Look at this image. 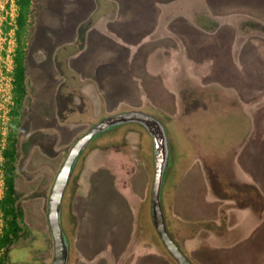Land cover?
Segmentation results:
<instances>
[{
    "label": "rangeland",
    "instance_id": "374dc122",
    "mask_svg": "<svg viewBox=\"0 0 264 264\" xmlns=\"http://www.w3.org/2000/svg\"><path fill=\"white\" fill-rule=\"evenodd\" d=\"M105 4V0L30 1L21 30L27 94L22 105L15 106L17 4L0 0V197L3 150L15 140L18 155L12 172L28 231L9 245L8 252L0 246V264L51 262L47 200L57 172L73 142L90 126L129 110L145 111L165 126L169 156L160 201L174 240L182 244L185 240L175 232L179 225L175 212L188 221L218 226L220 207H252L228 236L211 237L210 229L204 228L196 241L184 243L188 257L197 264H264V0H176L173 10L193 19H171L166 34L152 28L161 20L138 22L151 16L143 6L137 12L128 6L127 15L121 9L116 26L134 22L138 31L137 21L141 29L117 35V29L107 25L104 29L110 35L97 28L86 33L83 48L68 57L67 64L81 79L79 89L92 110L83 103L78 120H63L56 98L66 79L55 65V52L74 42L78 26ZM244 45L247 55L242 54ZM160 60L172 70L183 65L194 83H179L170 69L158 68ZM75 101L81 100L75 96ZM73 167L59 213L69 256L74 257L66 264H123L126 257L120 255L116 263L115 256L124 246L125 252L135 250L136 243L145 250L135 264H177L162 247L152 222L154 148L142 125L125 122L99 132ZM255 211L262 212L260 222ZM5 226L0 210V235ZM129 237L133 240L126 245Z\"/></svg>",
    "mask_w": 264,
    "mask_h": 264
},
{
    "label": "trees",
    "instance_id": "16d2710c",
    "mask_svg": "<svg viewBox=\"0 0 264 264\" xmlns=\"http://www.w3.org/2000/svg\"><path fill=\"white\" fill-rule=\"evenodd\" d=\"M30 1L31 0H16L17 12L15 16V40L17 45L13 54L12 73L13 96L15 106L22 105L23 100L27 94L26 64L23 58L21 30L25 23V18ZM114 10L115 4L113 2H107L103 10L99 11V13L93 12L86 20H84L78 26L77 39L74 42L62 45L55 52V65L58 68L59 72H61V74L64 75L66 79V81L62 82L61 86L59 87L56 98L57 113L58 116L63 120H78L81 113L84 112L83 103L88 106V109L92 110L90 107L91 103H89V101L85 102V95L82 94L79 89V86L82 82L80 81L81 79L73 70L68 67L67 61L68 57L77 53L83 48L84 37L87 33V30L92 27L97 18L107 12L113 13ZM75 96H78L81 101L76 102ZM15 155H18V152L15 147V140H13L12 147H6L3 150V157L5 159L3 163L4 192L0 197V210L6 218V226L2 235H0V246L4 247L5 252H8L9 245L15 242L18 238L26 236L28 232L26 223L24 222V212L21 206L22 195L16 188L14 174L12 172L14 168V164L12 162L15 158ZM73 169L71 170L69 181L71 179ZM178 223L179 225L175 228V232L181 234V237L183 238L192 236L200 228H207L213 230L218 227L215 226V224L212 225L209 222L205 221L185 222L178 220ZM187 228H191L190 232H185ZM176 243L179 245L181 250L188 256L182 244L177 241ZM162 247L165 249L166 252H168L163 243ZM190 260L193 262V264H197L191 258Z\"/></svg>",
    "mask_w": 264,
    "mask_h": 264
},
{
    "label": "water",
    "instance_id": "95a60500",
    "mask_svg": "<svg viewBox=\"0 0 264 264\" xmlns=\"http://www.w3.org/2000/svg\"><path fill=\"white\" fill-rule=\"evenodd\" d=\"M125 122L139 123L146 129L152 138L154 148V175L150 190V208L154 228L169 255L177 264H193L168 232L164 211L160 201L163 170L169 156V145L165 126L156 117L140 110L123 111L101 118L90 126L71 145L55 176L47 200V220L53 239V257L50 264H66L67 262L68 250L62 235L59 213L62 195L77 156L93 136L107 128Z\"/></svg>",
    "mask_w": 264,
    "mask_h": 264
},
{
    "label": "crops",
    "instance_id": "0c3cea01",
    "mask_svg": "<svg viewBox=\"0 0 264 264\" xmlns=\"http://www.w3.org/2000/svg\"><path fill=\"white\" fill-rule=\"evenodd\" d=\"M187 1V0H186ZM189 1V0H188ZM198 1V0H197ZM105 2H113L115 4V10L113 13H110V12H107V13H104L102 14L101 16H99V18H97V20L94 22V24L92 25V27H90L87 32H89V30L91 29H98L99 31H103V32H100L104 35H110V33H108V31H105V26L107 25H110V29L111 30H114L116 31L115 29H117L116 31V34L118 35H130V34H134L135 32H138L140 29L138 26H142V24H137V21L135 22V24L137 25L136 27L138 28V31H136V28L133 27V23L134 22H124L126 24H122L123 26H119L122 28V30H118L119 27H117V23L120 21L119 20V16H120V11L121 9L123 10V12H125V15L129 14V8H127L128 6H133L135 7V10L137 12V8H139V6H143L144 9L151 13V16L147 19V18H140L138 19V22L140 20H149V21H152V20H161V22H159L160 24H158V27L155 26V27H152L154 30H157V32H160V33H163V34H166L168 33L166 30V24L171 21V19H174L175 17H184V19H193V17L191 15H189L188 13H184V12H181V11H174L173 10V3L176 2V0H105ZM202 2V0H201ZM202 5V4H200ZM122 6H125L124 8ZM126 11H125V10ZM132 12H133V9H131ZM202 11V10H201ZM197 12H195L194 14L196 15ZM131 17V16H130ZM197 26H199L200 24H197L195 23ZM157 25V23L155 24ZM202 29L204 30H207V31H214L210 28H207V27H204L202 26ZM170 32V31H169ZM186 33H188L187 31H185ZM106 33V34H105ZM149 31L147 32H143L144 35H148ZM159 33V34H160ZM155 34V31H153V33L151 35ZM234 50V49H233ZM248 50L246 48V46L244 45L243 46V53L244 55H247L246 53H248ZM237 51V48L236 50ZM233 52V56H232V59H233V62L235 63V55H234V51ZM230 58V57H229ZM162 59V58H161ZM151 62V60H150ZM159 67L160 70L164 69L166 70L167 68L170 69V76L171 77H174V79H177L179 83H184L185 86H189L190 83H194V80L191 78V75L187 74V73H184L183 71L185 70V67H183V65L179 66L178 65V70H172L171 68V65L169 63H165V60H160L159 62ZM156 65L154 64V66H152L153 68L155 67ZM148 68H150L149 66H147ZM213 67V66H212ZM189 69V66L188 68H186V70ZM188 72V71H187ZM185 75V76H184ZM196 83V82H195ZM193 87V86H192ZM191 87V88H192ZM189 88V87H188ZM201 89H203V87H199ZM252 127H249V131H251ZM250 134V133H249ZM249 137V135H248ZM247 142V141H246ZM247 181L246 182H250L248 181L249 179H246ZM178 187V185L176 186V188ZM176 188L174 190H176ZM262 190V189H261ZM122 192V190H120ZM123 193V192H122ZM233 200V199H232ZM249 210L250 212H252V207H249L247 205H244V206H240V205H237V206H228V207H220L219 211H218V214L220 215V225H218V228L219 227H222L219 229V231H215V230H210V236L211 237H217V238H222L224 236H228L229 234H231V232L233 231H236L237 227L236 226H239V224L241 222H243L245 220V218H247V216L249 215ZM182 213H184V210L181 211ZM257 212L255 211V215H256V219L259 218V220L257 221H261L262 218V212L256 214ZM73 215H75L74 213H72ZM174 216V218L178 221V220H181V221H188L186 220L185 218H183V216H181L179 213L175 212L172 214ZM74 218V217H73ZM231 218H235L237 219V222L235 224H231V223H234V222H230L231 221ZM166 220V219H165ZM188 222H196V221H188ZM77 227L79 229V223L77 224ZM133 228H135V225L133 226ZM222 229L224 231H222ZM204 230V228H200L198 229L195 234H193L192 236H189V237H185L184 239V242L182 244V246L184 247L185 250L186 249V244L188 245L190 242H194L196 241L198 238H199V233L200 231ZM245 236V235H244ZM236 237H238L237 234H235L233 236V238L236 239ZM240 237V236H239ZM136 238H139V237H136L135 236V239ZM133 240V237H129V239L127 241H125L126 245L131 241ZM140 241V240H139ZM230 241V240H228ZM236 240H234L235 242ZM144 242V241H142ZM233 242V241H231ZM184 243H185V246H184ZM137 245H135V250L134 249H129L128 252H125L127 247H123L121 249V251L119 252V255L115 256V262L117 263L118 259H119V256L120 255H123L126 257V262H123V264H130L127 260H130L131 261V264H135V260H139L140 257H141V252L143 250H145V248H142V244L141 243H136ZM143 249V250H142ZM139 252V253H138ZM70 259L71 257L68 256ZM74 257H72V261H73ZM92 261V259H91ZM94 263V261L92 262Z\"/></svg>",
    "mask_w": 264,
    "mask_h": 264
},
{
    "label": "flooded vegetation",
    "instance_id": "af4514ba",
    "mask_svg": "<svg viewBox=\"0 0 264 264\" xmlns=\"http://www.w3.org/2000/svg\"><path fill=\"white\" fill-rule=\"evenodd\" d=\"M140 111H142V110H140ZM143 112H145V111H143ZM145 113H147V112H145ZM149 114V113H148ZM146 130V129H145ZM75 167V166H74ZM71 173V172H70ZM153 175H154V173H153ZM69 177H70V175H69ZM152 180H153V178H152ZM69 183V179H68V182H67V184ZM152 184V183H151ZM67 186V185H66ZM150 190H151V188H150ZM150 204H151V202H150ZM60 209H61V207H60ZM165 222H166V220H165ZM66 246H67V250H68V255H67V259H68V256H69V248H68V245L66 244ZM50 264V263H49Z\"/></svg>",
    "mask_w": 264,
    "mask_h": 264
}]
</instances>
